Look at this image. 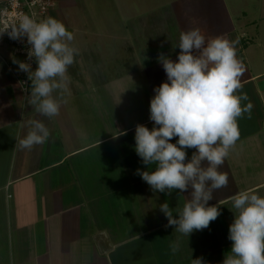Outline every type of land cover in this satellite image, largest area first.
Returning a JSON list of instances; mask_svg holds the SVG:
<instances>
[{
	"label": "crops",
	"instance_id": "0c3cea01",
	"mask_svg": "<svg viewBox=\"0 0 264 264\" xmlns=\"http://www.w3.org/2000/svg\"><path fill=\"white\" fill-rule=\"evenodd\" d=\"M54 1L50 17L73 33V47L98 48L91 56L107 80H72L73 70L90 65L77 54L68 68L67 103L49 119L35 113L29 95L0 59V264H191L196 258L222 264L225 257H217L214 249H231V198L249 189L264 197V0H167L155 23L167 28L150 39L144 57L134 53L132 41L124 43L134 37L127 24L136 18L131 12L117 18L127 25L130 36L124 38L111 33L108 0ZM131 1L132 9L139 0ZM119 2L113 0L118 6L123 0ZM193 28L206 38L239 39L237 55L246 69L242 91L253 108L250 116L238 119L240 138L220 169L229 176L228 186L214 191L208 202L221 214L187 237L174 226L165 227L168 221L159 206L168 202L170 208H182L191 188L170 195L154 192L137 170L153 171L155 165L142 163L134 137L137 124L153 127L150 100L154 88L167 79L159 55L176 61L181 32ZM95 38L106 42L99 45ZM108 42H115L120 52L106 48L111 51L107 55L102 49ZM3 52L12 59L7 48ZM107 72L117 74L109 77ZM77 85L81 93L74 90ZM29 119L42 120L51 139L21 149L16 143L26 135L23 125ZM186 151L190 160L195 149ZM177 237L180 249L173 254L169 244Z\"/></svg>",
	"mask_w": 264,
	"mask_h": 264
},
{
	"label": "clouds",
	"instance_id": "9594fccd",
	"mask_svg": "<svg viewBox=\"0 0 264 264\" xmlns=\"http://www.w3.org/2000/svg\"><path fill=\"white\" fill-rule=\"evenodd\" d=\"M8 29H0V35ZM8 36L26 37L28 60L37 65L33 71L31 63L14 61L31 82L28 104L38 116L59 115L70 95L68 68L78 54L72 46L73 33L56 18L36 21L24 16ZM238 44V38L230 40L226 35L206 38L199 28L181 32L177 60L164 54L158 57L167 79L154 88L150 100L153 127H135L137 155L144 165H155L153 171L137 170L142 180L154 192L169 195L191 188L182 208H170L168 202L159 206L168 221L165 227L174 226L182 236L208 228L221 214L217 205L208 202L214 191L228 186L229 176L220 169L240 138L238 119L251 115L253 105L242 91L246 69L237 55ZM23 126L27 133L16 143L21 149L51 139L50 129L40 119H29ZM187 149H195L190 160ZM231 199L235 213L228 239L232 244L222 264H264V197L249 189ZM169 248L173 254L179 251V237ZM191 264L205 262L196 258Z\"/></svg>",
	"mask_w": 264,
	"mask_h": 264
},
{
	"label": "rangeland",
	"instance_id": "374dc122",
	"mask_svg": "<svg viewBox=\"0 0 264 264\" xmlns=\"http://www.w3.org/2000/svg\"><path fill=\"white\" fill-rule=\"evenodd\" d=\"M120 0V4H121ZM97 2V1H96ZM167 2V0H139L138 5H136L135 7L138 8V12H136L137 9H135V7H133L132 9L130 8L132 1L131 0H123V3L118 6L116 4L113 3V0H108L107 4L108 6H110V9L108 7L105 8L106 11V16H108V22L109 20H113L114 24H113V30H112V35H122L120 37H129V32L126 30L125 31V26L127 27V25H125V23L121 22L120 19H117L119 17H123L125 18L129 16V13L131 12V16L136 17L133 21L132 19L131 21H129L128 27L131 29V31L133 32V39L132 37L127 39L126 42L131 43V41L134 43L132 44L134 46L133 51L134 53L140 52L141 53V57L146 56V54H148V50H149V42L151 41L150 39L154 38V35L157 32H162L163 28H167V24H155L156 22H158V20L160 19V6ZM129 6H128V4ZM96 4V3H95ZM103 6L105 5L104 3L102 4ZM55 6V5H54ZM129 9V11H128ZM110 12V14H109ZM96 19H100V9L99 12H96L94 14ZM96 22L94 21V24L92 25L93 28H97L95 31L99 32L100 30V24H95ZM148 23H152L150 25H148ZM150 27V28H149ZM99 29V30H98ZM98 39V37H97ZM99 40V39H98ZM95 39H93V41H97L99 42H106L104 41H98ZM138 42V43H137ZM123 43V44H124ZM138 44L135 46V44ZM122 44V45H123ZM106 48H112V50L114 51V53H118L120 52V47L118 45H115V42H108L104 45V48L102 49L103 51L106 52L107 55H109L111 53V51H108ZM92 49V50H91ZM97 50L98 48H94V46L92 47H87V48H80V50H78V55L80 57V59H88L90 61V65L93 64L94 65H88L86 68H79L78 70L75 69L72 71V80H79L81 81L82 78L84 79V77L89 76V78L91 77L94 81L96 79V81H99L102 78H104V80H107L106 75L101 76L100 73H98L96 67L99 66V63L97 60L94 59V57L91 56V52L93 53V51L95 52V50ZM91 57V58H90ZM97 58L101 59V57L99 56V54H97ZM111 58V57H110ZM88 72V73H87ZM12 73V71H11ZM104 74H108L109 77L110 76H116V72H107ZM74 90L77 91V93H81L83 91V88H79L78 85L76 87H74ZM136 95V94H133ZM230 251V249H225V247L223 248H216L214 249V252H216L218 255L217 257H225V254Z\"/></svg>",
	"mask_w": 264,
	"mask_h": 264
},
{
	"label": "built area",
	"instance_id": "2783aa9c",
	"mask_svg": "<svg viewBox=\"0 0 264 264\" xmlns=\"http://www.w3.org/2000/svg\"><path fill=\"white\" fill-rule=\"evenodd\" d=\"M54 5V0H0V29L9 28L4 34L0 35V59L12 71L25 96L30 94L31 82L28 79V74L19 71L18 64L14 61L31 63L33 71L37 65L34 59L28 60L27 51L30 45L27 44V38L13 40L9 38L8 31L17 26L24 16L36 21L50 17ZM6 48L10 51L12 59L6 58V54L3 52Z\"/></svg>",
	"mask_w": 264,
	"mask_h": 264
}]
</instances>
